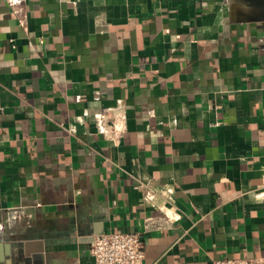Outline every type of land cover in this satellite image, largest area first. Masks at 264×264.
<instances>
[{
  "label": "crops",
  "instance_id": "crops-1",
  "mask_svg": "<svg viewBox=\"0 0 264 264\" xmlns=\"http://www.w3.org/2000/svg\"><path fill=\"white\" fill-rule=\"evenodd\" d=\"M252 2L0 0V264H95L113 231L143 264L264 257Z\"/></svg>",
  "mask_w": 264,
  "mask_h": 264
},
{
  "label": "built area",
  "instance_id": "built-area-1",
  "mask_svg": "<svg viewBox=\"0 0 264 264\" xmlns=\"http://www.w3.org/2000/svg\"><path fill=\"white\" fill-rule=\"evenodd\" d=\"M19 1L7 0L10 5H16ZM126 121L127 114L121 109L101 129L108 139L118 143L127 128ZM90 253L95 264H143L145 257L143 238L136 232L113 231L96 235L90 245ZM209 264H264V257L224 258Z\"/></svg>",
  "mask_w": 264,
  "mask_h": 264
},
{
  "label": "water",
  "instance_id": "water-1",
  "mask_svg": "<svg viewBox=\"0 0 264 264\" xmlns=\"http://www.w3.org/2000/svg\"><path fill=\"white\" fill-rule=\"evenodd\" d=\"M249 1H253L252 3H259L260 1H262L264 3V0H249Z\"/></svg>",
  "mask_w": 264,
  "mask_h": 264
}]
</instances>
